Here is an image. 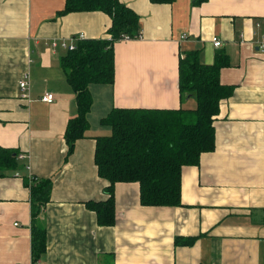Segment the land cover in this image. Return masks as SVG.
I'll return each mask as SVG.
<instances>
[{
    "label": "crops",
    "instance_id": "1",
    "mask_svg": "<svg viewBox=\"0 0 264 264\" xmlns=\"http://www.w3.org/2000/svg\"><path fill=\"white\" fill-rule=\"evenodd\" d=\"M119 1L138 16L140 37L114 44V80L89 86L88 128L66 156L77 109L60 44L109 38L111 18L59 14L65 0H0V147L18 152V166L0 176V264H264V0ZM188 53L205 65L221 57L219 82L233 87L214 117V150L182 168L180 206H142L138 183H116L114 224L98 225L86 204L108 198L94 163L96 138L111 134L101 120L113 108L195 109L179 91ZM45 94L51 103L40 101ZM38 180L51 190L34 217ZM34 223L45 231L37 260Z\"/></svg>",
    "mask_w": 264,
    "mask_h": 264
},
{
    "label": "trees",
    "instance_id": "2",
    "mask_svg": "<svg viewBox=\"0 0 264 264\" xmlns=\"http://www.w3.org/2000/svg\"><path fill=\"white\" fill-rule=\"evenodd\" d=\"M170 3L172 0H150ZM203 2L205 0H196ZM102 12L111 18L106 34L109 38L74 41V50L60 58L67 83L75 94L77 116L68 121L64 133L66 156L72 154L75 142L84 137L88 128L87 115L92 106L91 84L111 85L114 80L116 42L125 37L140 36L139 18L119 0H65L64 10L72 12ZM225 62L220 57L212 65L200 62L196 53H188L179 61V91L182 97L195 99L192 110L118 109L113 108L101 123L111 128L109 136L97 137L94 163L97 174L109 185L104 189L108 198L89 202L100 226L115 221L113 189L116 183H138L142 206L178 207L181 170L196 166L202 153L215 148L214 117L220 101L232 95L233 87L219 82V72ZM18 152L0 147V176L18 166ZM33 216L39 214L49 199V180L33 182ZM31 251L33 260L45 252L44 228L32 225Z\"/></svg>",
    "mask_w": 264,
    "mask_h": 264
},
{
    "label": "built area",
    "instance_id": "3",
    "mask_svg": "<svg viewBox=\"0 0 264 264\" xmlns=\"http://www.w3.org/2000/svg\"><path fill=\"white\" fill-rule=\"evenodd\" d=\"M140 37V36H139ZM138 37V38H139ZM187 37V35L183 34L181 35L180 39L183 40ZM138 38H133V39H138ZM130 38L125 37L124 40H133ZM74 40H83V36L79 35L77 36L75 39H72V42H74ZM212 44L214 47H220L221 46V41L217 38V37H213L212 38ZM60 46L67 50V51H71L74 50L75 45L72 43H66L64 41L61 42ZM52 48L56 47V43H52L51 44ZM258 49L263 52L264 51V36L261 37V39L259 40V45H258ZM19 89L21 91V98L22 99H27L28 100V94H27V89H28V76L25 75L23 77V79L20 81L19 83ZM54 97L52 94H45L40 98V101L45 102V103H51L53 101Z\"/></svg>",
    "mask_w": 264,
    "mask_h": 264
}]
</instances>
